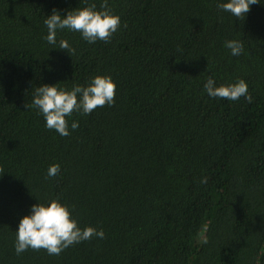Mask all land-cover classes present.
<instances>
[{"label":"trees","instance_id":"trees-1","mask_svg":"<svg viewBox=\"0 0 264 264\" xmlns=\"http://www.w3.org/2000/svg\"><path fill=\"white\" fill-rule=\"evenodd\" d=\"M103 2L0 0V264H264V0L239 20L217 8L227 0H107L110 42L57 30L68 54L44 39L54 9ZM98 75L114 105L67 116L68 136L25 108L41 85ZM209 77L244 80L252 103L209 97ZM56 199L105 238L17 255L20 219Z\"/></svg>","mask_w":264,"mask_h":264},{"label":"clouds","instance_id":"clouds-1","mask_svg":"<svg viewBox=\"0 0 264 264\" xmlns=\"http://www.w3.org/2000/svg\"><path fill=\"white\" fill-rule=\"evenodd\" d=\"M259 0H227L218 3L219 10L231 13L238 20L245 18L250 11V5L258 4ZM101 11H96V5L91 4L77 10L67 11L61 16L55 9L47 16L44 24L48 34L44 39L53 45V48L75 52L66 40H60L57 46V30L68 29L79 32L88 43L97 40L110 42L112 35L120 27V17L111 13L107 0L100 5ZM126 27V25H125ZM226 46L233 56L243 52V44L230 40ZM204 90L211 98L237 101L244 97L247 103H252V96L248 92V86L244 80H239L227 86H216L213 78L209 77L204 84ZM116 85L108 76H95L91 78L87 86L76 84L70 91L58 89L55 85H41L35 89L31 105L25 104V108L33 107L39 110L45 119V126L49 130H55L61 136L70 135L67 116L73 112L88 115L98 107L112 106L115 102ZM79 127L78 122L71 123V129ZM60 171L58 164L50 165L47 177H55ZM4 171L0 168V174ZM201 183H207V177L201 178ZM30 215L23 216L16 230V242L14 249L17 255L31 248L34 251L44 249L49 255H60L68 247L97 237L105 238L103 230L93 227L81 229L77 222L71 218L67 206L62 205L58 199L52 200L47 206L34 204L31 206ZM207 243V238L203 239Z\"/></svg>","mask_w":264,"mask_h":264}]
</instances>
